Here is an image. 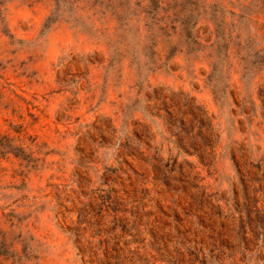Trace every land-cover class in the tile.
I'll return each instance as SVG.
<instances>
[{
	"label": "rangeland",
	"instance_id": "rangeland-1",
	"mask_svg": "<svg viewBox=\"0 0 264 264\" xmlns=\"http://www.w3.org/2000/svg\"><path fill=\"white\" fill-rule=\"evenodd\" d=\"M150 1L0 0V264H264V0Z\"/></svg>",
	"mask_w": 264,
	"mask_h": 264
},
{
	"label": "trees",
	"instance_id": "trees-1",
	"mask_svg": "<svg viewBox=\"0 0 264 264\" xmlns=\"http://www.w3.org/2000/svg\"><path fill=\"white\" fill-rule=\"evenodd\" d=\"M161 1H163V0H151L150 4H149L151 9L162 8V4H160ZM185 4L188 6H191V8H192V5H194L195 2H194V0H180V3L178 4V6L176 4V7H178V11H181L184 7H186ZM179 5H180V7H179ZM188 20H189L188 17L180 18L177 20L178 24H180V26H182L183 30L186 31L185 32L186 36L188 35L187 30L190 27V24L188 26Z\"/></svg>",
	"mask_w": 264,
	"mask_h": 264
}]
</instances>
